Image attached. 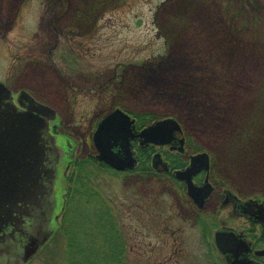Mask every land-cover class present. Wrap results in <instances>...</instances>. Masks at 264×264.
I'll list each match as a JSON object with an SVG mask.
<instances>
[{"label":"rangeland","instance_id":"1","mask_svg":"<svg viewBox=\"0 0 264 264\" xmlns=\"http://www.w3.org/2000/svg\"><path fill=\"white\" fill-rule=\"evenodd\" d=\"M3 35L13 71L27 55L16 85L58 115L54 216L68 158L95 154L96 125L117 107L176 119L212 153L218 184L264 198V0H0ZM99 182L124 237L123 264H216L213 232L250 228L231 203L195 217L165 177L107 172Z\"/></svg>","mask_w":264,"mask_h":264},{"label":"water","instance_id":"2","mask_svg":"<svg viewBox=\"0 0 264 264\" xmlns=\"http://www.w3.org/2000/svg\"><path fill=\"white\" fill-rule=\"evenodd\" d=\"M55 119L54 109L25 91H20L17 104L13 103L11 91L0 83V263H28L52 234L48 226L55 207L53 188L59 151L49 124ZM132 124L133 120L120 109L100 120L91 138L98 161L117 171L130 170L135 163L131 140L166 145L180 130L173 118L156 121L136 134ZM208 165L206 155L198 154L191 157L185 170L174 173L185 182L187 195L199 207L210 190L196 187L191 178ZM154 168L166 170L160 161L154 163ZM214 241L221 253L240 246L232 232L218 231Z\"/></svg>","mask_w":264,"mask_h":264},{"label":"trees","instance_id":"3","mask_svg":"<svg viewBox=\"0 0 264 264\" xmlns=\"http://www.w3.org/2000/svg\"><path fill=\"white\" fill-rule=\"evenodd\" d=\"M135 115L140 127L156 120L147 113ZM70 162L57 224L36 258L41 264H123L124 237L99 182L103 173L117 172L93 155L76 156ZM151 170L149 159H139L134 172L149 176Z\"/></svg>","mask_w":264,"mask_h":264},{"label":"flooded vegetation","instance_id":"4","mask_svg":"<svg viewBox=\"0 0 264 264\" xmlns=\"http://www.w3.org/2000/svg\"><path fill=\"white\" fill-rule=\"evenodd\" d=\"M6 39L7 36L4 35L0 38L2 42H5ZM2 50L4 49L1 48L0 51ZM4 54L0 53V83L11 91L13 103L17 104V96L19 92L27 91L23 90L19 85H16L18 84V80L22 76L23 71L26 69L27 55L24 51L22 54L23 56H20L18 60L20 68L17 72L13 71L14 68H12L10 48H7L6 53ZM30 95L32 96V94ZM127 113L129 114L130 119L133 120L132 131L134 133L147 126L146 124L140 127L138 123L139 118L135 114ZM54 124L55 123L51 124V130L55 132ZM54 132L53 134L56 136L57 140V137L60 135ZM57 142L60 143V140H57ZM132 151L135 158V164H138L139 159H149V164L152 169L151 174L162 178L165 177L167 180L169 179L171 181H174L172 178L175 179L173 172L186 169L190 164L191 157L198 154L206 155L209 163L208 169L202 168L193 175L191 179L196 187L208 188L210 190L209 194L206 198L202 199L201 206L199 207L194 200L187 197L185 183L176 179L179 189L183 192L184 201L186 202L183 203V206L188 208L195 217H203L204 215L212 213L211 211H215V203L216 205H226L231 203L234 210H238L239 216L246 217L250 224V228L244 229L242 232H233L240 242V246H234L229 253H221L217 249L214 241V234L216 231H231L223 227L213 232L212 249L217 253V262L219 263L220 261V263L223 264H236L238 261H241L240 264H264V198L259 194L249 196L248 198H242L234 191L227 188L224 189L222 183L218 184L215 176L214 157L208 149L198 148L194 145L193 141L189 140L188 135L181 127L180 130L173 133V138L169 145L157 146L149 143L140 144L139 139L135 138L132 141ZM156 157L166 165V171L158 172L153 169V163L155 162V159L157 160ZM57 170H59L58 167ZM222 194H224L225 197L223 200ZM210 204L212 205V208L208 206ZM202 227L206 230L204 226Z\"/></svg>","mask_w":264,"mask_h":264}]
</instances>
